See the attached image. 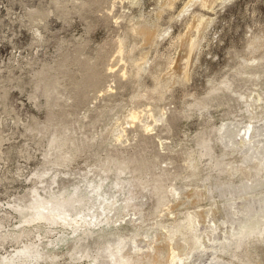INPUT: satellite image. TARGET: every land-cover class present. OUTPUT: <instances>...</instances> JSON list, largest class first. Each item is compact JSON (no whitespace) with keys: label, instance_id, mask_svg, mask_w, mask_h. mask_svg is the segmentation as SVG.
I'll return each mask as SVG.
<instances>
[{"label":"rangeland","instance_id":"374dc122","mask_svg":"<svg viewBox=\"0 0 264 264\" xmlns=\"http://www.w3.org/2000/svg\"><path fill=\"white\" fill-rule=\"evenodd\" d=\"M99 179L113 223L25 221ZM39 251L264 264V0H0V264Z\"/></svg>","mask_w":264,"mask_h":264},{"label":"bare ground","instance_id":"6f19581e","mask_svg":"<svg viewBox=\"0 0 264 264\" xmlns=\"http://www.w3.org/2000/svg\"><path fill=\"white\" fill-rule=\"evenodd\" d=\"M101 177V176H100ZM109 178V177H108ZM94 179V178H93ZM104 179V178H103ZM102 180L95 181L94 183L91 182L87 184L86 188H84L85 191L82 189L80 190L78 187L75 186V188L72 189V191L68 194H60V196L52 197V200L49 202H43L40 204H36L35 210L32 211L29 215V218L25 221H34V220H43L46 223L45 224H52L53 223H62L67 227L66 225H69V228L71 226L72 233H77L78 228L81 226H87L86 229L90 226H98L101 224H106L110 222V219L112 218L109 216V213L114 207V203L117 201L115 200V196H107L102 188ZM104 182V181H103ZM121 183V181H120ZM120 183L115 182V185H119ZM105 184V183H104ZM107 184V183H106ZM82 185V184H81ZM80 185V186H81ZM84 186V185H83ZM81 188V187H80ZM83 188V187H82ZM112 188V187H111ZM114 188V187H113ZM120 191V190H119ZM35 193V192H34ZM113 195V194H112ZM40 201H38L39 203ZM97 202V203H96ZM37 203V202H36ZM118 203V202H116ZM35 205V204H34ZM83 205V206H82ZM118 206V204H117ZM224 206V205H223ZM122 207H119L121 209ZM236 208V207H235ZM31 209H33L31 207ZM115 210V209H114ZM126 210V209H125ZM117 211V210H115ZM239 211V210H238ZM119 212V211H118ZM125 212V211H124ZM218 212V211H217ZM115 214V213H114ZM121 214V213H118ZM243 214V213H242ZM207 215V214H206ZM27 216V215H26ZM118 216V215H117ZM116 217V216H114ZM128 218V217H127ZM26 219V218H25ZM116 219V218H114ZM113 219V220H114ZM42 221V222H43ZM112 221V220H111ZM214 221V220H213ZM27 222V223H28ZM128 222V220H127ZM194 221H191L193 223ZM23 223V222H22ZM41 223V222H40ZM113 223V222H110ZM123 223V222H122ZM44 224V223H43ZM47 224V225H48ZM116 224V223H115ZM51 226V225H50ZM61 226V225H57ZM115 226V225H114ZM63 227V226H62ZM95 227V228H96ZM64 228V227H63ZM68 228V229H69ZM98 228V227H97ZM100 228V227H99ZM84 229V227H83ZM86 229H84L86 231ZM179 227L176 226L175 232L178 231ZM256 229V228H255ZM66 230V229H65ZM99 230V229H98ZM97 230V231H98ZM101 230V228H100ZM91 231V230H90ZM82 232V231H81ZM96 232V231H95ZM108 232V231H107ZM86 233V232H85ZM92 233V232H91ZM72 234V235H73ZM82 234V233H81ZM90 234V233H89ZM67 235V233H66ZM70 233L68 234L69 237ZM76 235V234H75ZM86 235V234H85ZM87 236V235H86ZM60 237V236H59ZM73 237V236H72ZM76 237V236H75ZM82 237V236H81ZM117 237V236H116ZM58 238V237H57ZM62 238V237H60ZM65 238V237H64ZM72 239V238H71ZM80 239V238H78ZM77 239V240H78ZM61 240V239H60ZM76 240V241H77ZM56 241V240H55ZM58 241V239H57ZM72 241V240H71ZM75 241V240H74ZM65 242V241H64ZM63 242V243H64ZM117 244H123L122 238H118V241L116 239ZM60 243V241L58 242ZM67 245V244H66ZM46 246V245H45ZM48 246V245H47ZM50 246V244H49ZM54 246V245H53ZM58 246V245H57ZM28 249V248H26ZM25 250V249H24ZM27 251V250H25ZM40 252V251H39ZM27 254V253H26ZM30 254V253H29ZM25 255L22 257L21 262L19 264H29L30 260H35L42 257V252L37 254H31V255ZM72 254V253H71ZM16 256H20L22 254V251H18ZM14 255V256H15ZM130 257V255L121 256L120 258H126ZM13 258L10 259H3L1 264H5V262L9 264L12 261ZM177 259V264H185L183 262V259L179 255H174L172 257V260L169 264H174V261ZM124 260V259H123ZM13 262V261H12ZM18 264V263H17ZM36 264V263H35ZM123 264V261L122 263Z\"/></svg>","mask_w":264,"mask_h":264}]
</instances>
